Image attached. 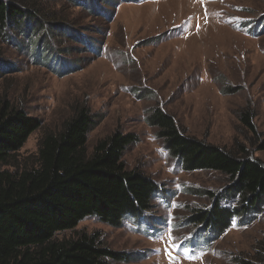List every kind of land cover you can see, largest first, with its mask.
<instances>
[{
	"label": "rangeland",
	"instance_id": "1",
	"mask_svg": "<svg viewBox=\"0 0 264 264\" xmlns=\"http://www.w3.org/2000/svg\"><path fill=\"white\" fill-rule=\"evenodd\" d=\"M85 1L13 2L40 21L22 31L9 24L0 40V96L42 124L19 162H30L42 135L84 105L94 117L88 152L115 131L132 133L137 140L124 151L126 168L152 178L159 192L150 211L124 217L119 227L88 217L56 238L98 237L124 257L108 264H263L264 206L233 217L208 242V231L189 220L211 207L226 178L185 172L147 121L161 110L186 135L231 152L242 145L264 163V0ZM245 110L254 131L239 119Z\"/></svg>",
	"mask_w": 264,
	"mask_h": 264
},
{
	"label": "trees",
	"instance_id": "2",
	"mask_svg": "<svg viewBox=\"0 0 264 264\" xmlns=\"http://www.w3.org/2000/svg\"><path fill=\"white\" fill-rule=\"evenodd\" d=\"M14 1L0 0V40L8 35L9 24L22 31L26 22L40 23L31 10ZM261 29L258 23L259 33ZM248 34L255 35L254 30ZM82 38L88 50L95 49L87 37ZM93 118L87 106L76 107L58 130L42 135L30 162L21 164L20 150L42 124L0 96V264H108L107 260L124 258L93 235L56 238L57 233L74 230L88 217L119 227L124 217L150 211L159 192L152 178L126 168L124 151L137 140L132 133L115 131L88 152ZM239 119L254 131L251 112L243 111ZM147 123L185 172H216L226 178L225 189L212 198L211 207L192 212L189 223L216 239L229 228L233 217H248L262 210L264 163L253 158L247 148L241 145L231 152L190 137L172 115L158 109ZM221 200L232 201L234 206L223 207ZM238 264L258 263L241 260Z\"/></svg>",
	"mask_w": 264,
	"mask_h": 264
},
{
	"label": "snow or ice",
	"instance_id": "3",
	"mask_svg": "<svg viewBox=\"0 0 264 264\" xmlns=\"http://www.w3.org/2000/svg\"><path fill=\"white\" fill-rule=\"evenodd\" d=\"M197 27H198V25H197ZM174 206H176V205H174ZM169 239H172V237H171V233H169ZM171 258V257H170ZM187 258H195L194 256L193 257H187Z\"/></svg>",
	"mask_w": 264,
	"mask_h": 264
}]
</instances>
